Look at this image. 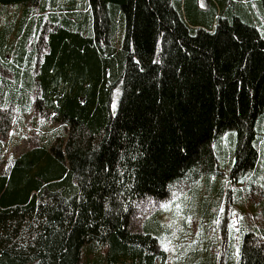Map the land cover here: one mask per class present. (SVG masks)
Instances as JSON below:
<instances>
[{
  "label": "trees",
  "instance_id": "obj_1",
  "mask_svg": "<svg viewBox=\"0 0 264 264\" xmlns=\"http://www.w3.org/2000/svg\"><path fill=\"white\" fill-rule=\"evenodd\" d=\"M202 2L0 0V264H166L139 199L200 183L208 214L225 172L264 187V0ZM31 110L44 129L7 157ZM196 235L171 264H264V227L218 254Z\"/></svg>",
  "mask_w": 264,
  "mask_h": 264
},
{
  "label": "rangeland",
  "instance_id": "obj_2",
  "mask_svg": "<svg viewBox=\"0 0 264 264\" xmlns=\"http://www.w3.org/2000/svg\"><path fill=\"white\" fill-rule=\"evenodd\" d=\"M261 23L264 27V19ZM44 123L43 116L36 114L33 110L25 114L20 125L13 122L2 140L6 156L16 155L30 146L39 130L38 127L44 129ZM46 123H48L47 127H53L51 123ZM223 178L225 186L223 185L220 195L216 198V206L208 208V214L198 211L200 199L203 196L200 183L191 185L185 181H177L172 184L171 193L165 200L144 197L136 202L131 218L132 227L139 228L144 219L152 214L156 216L162 227L167 228V233L162 234L163 247L167 251L166 264H171L176 257L177 245L194 240L196 234H201L205 239L212 234L217 243L215 251L218 254L221 250L222 239L225 240L229 235L236 237L238 226L241 223L264 227V212H261L264 208V187L260 183H255L252 188L248 187V192H246L244 182L227 181V172L224 173ZM196 186L198 190L193 196L189 190ZM226 186L229 188L228 191ZM238 189L241 193L236 196ZM246 193L250 195L249 198H246L248 197ZM222 232L225 233V237H222ZM188 248H184V251Z\"/></svg>",
  "mask_w": 264,
  "mask_h": 264
},
{
  "label": "crops",
  "instance_id": "obj_3",
  "mask_svg": "<svg viewBox=\"0 0 264 264\" xmlns=\"http://www.w3.org/2000/svg\"><path fill=\"white\" fill-rule=\"evenodd\" d=\"M200 1V3H203L201 0H199Z\"/></svg>",
  "mask_w": 264,
  "mask_h": 264
}]
</instances>
